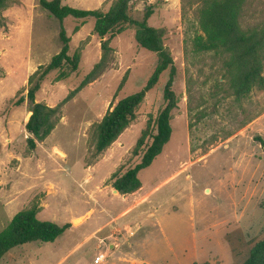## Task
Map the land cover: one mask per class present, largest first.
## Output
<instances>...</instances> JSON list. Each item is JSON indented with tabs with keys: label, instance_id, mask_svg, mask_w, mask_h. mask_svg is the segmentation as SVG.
I'll use <instances>...</instances> for the list:
<instances>
[{
	"label": "rangeland",
	"instance_id": "obj_1",
	"mask_svg": "<svg viewBox=\"0 0 264 264\" xmlns=\"http://www.w3.org/2000/svg\"><path fill=\"white\" fill-rule=\"evenodd\" d=\"M113 1L63 4L106 12ZM149 5L148 25L165 31L178 103L170 140L138 175L141 188L119 195L111 177L140 161L145 146L134 151L163 107L169 70L146 94L135 120L94 157L95 125L145 85L157 56L136 44L133 26L104 37V53L93 19L60 23L39 0H7L0 15V231L32 206L39 220L69 226L51 243L13 248L0 264H93L110 244L116 252L108 264H242L264 238V91L235 99L221 59L192 49L200 0H142L130 17L141 19ZM239 24L263 27L264 0H246ZM60 25L78 66L70 74L65 68L62 80L55 70L41 82L35 102L56 108L58 121L30 151L29 79L60 51ZM144 143H150L147 135ZM117 256L125 261L116 262Z\"/></svg>",
	"mask_w": 264,
	"mask_h": 264
},
{
	"label": "trees",
	"instance_id": "obj_2",
	"mask_svg": "<svg viewBox=\"0 0 264 264\" xmlns=\"http://www.w3.org/2000/svg\"><path fill=\"white\" fill-rule=\"evenodd\" d=\"M64 0H39V6L49 16L60 23L65 18L78 21L93 19V31L102 40L107 35L120 33L126 26H133L136 44L157 56L156 66L138 91L120 100L108 110L94 127V144L92 155L108 149L135 120L146 94L154 88L160 76L169 70L168 80L163 89V107L157 113L152 126L146 129L139 139L134 154L142 146L145 148L140 161L121 175H112V188L119 195L132 194L141 188L139 173L149 167L158 157L171 138L172 112L177 107L178 99L172 89L175 68L170 53L164 47L163 28L148 25L153 14V7L144 9L141 19L130 17L131 8L142 0H114L106 11L83 10L63 4ZM202 9L199 14L197 32L191 39L192 49L198 53L211 52L221 59L224 78L235 99L248 95L253 90L264 91V26L255 30H243L239 17L246 0H200ZM7 0H0V15ZM60 51L54 55L37 77L35 72L29 79L30 88L27 99L31 103L30 116L25 125L28 133L26 139L28 150L36 147V141L46 139L57 124V109L44 103L35 102V95L41 82L52 71L61 70L57 80H62L77 69L79 57L69 54V38L60 25ZM102 49L109 50L108 40H102ZM67 68L68 73L63 70ZM124 81V79H123ZM122 81V83H123ZM121 83V84H122ZM148 136L150 143L145 145ZM262 144V140L258 139ZM38 207L32 206L17 212L8 225L0 231V260L13 248L25 244L40 242L51 243L61 236L69 225H58L47 220H39ZM242 264H264V238L253 244L246 260Z\"/></svg>",
	"mask_w": 264,
	"mask_h": 264
},
{
	"label": "crops",
	"instance_id": "obj_3",
	"mask_svg": "<svg viewBox=\"0 0 264 264\" xmlns=\"http://www.w3.org/2000/svg\"><path fill=\"white\" fill-rule=\"evenodd\" d=\"M128 230H129V228H128ZM110 245H111V246H109L110 249L108 250L107 256H106V258H105V260L103 261L102 264H108V259H109V257L115 255L116 249H115V248L113 249L114 244H113V245L110 244ZM116 245H117V244H115V247H117ZM98 246H99V245H98ZM98 246H97V247H98ZM97 253H98V252H97ZM94 257H95V256H94ZM124 261H125V258H124V257H122V259H121L119 256H117L116 262H124ZM93 264H95L94 261H93Z\"/></svg>",
	"mask_w": 264,
	"mask_h": 264
},
{
	"label": "built area",
	"instance_id": "obj_4",
	"mask_svg": "<svg viewBox=\"0 0 264 264\" xmlns=\"http://www.w3.org/2000/svg\"><path fill=\"white\" fill-rule=\"evenodd\" d=\"M125 231L129 232V230H125ZM107 253H108V250L98 252L96 256L94 257V263L102 264L107 256Z\"/></svg>",
	"mask_w": 264,
	"mask_h": 264
},
{
	"label": "water",
	"instance_id": "obj_5",
	"mask_svg": "<svg viewBox=\"0 0 264 264\" xmlns=\"http://www.w3.org/2000/svg\"><path fill=\"white\" fill-rule=\"evenodd\" d=\"M113 192L117 194V191L115 189L113 190Z\"/></svg>",
	"mask_w": 264,
	"mask_h": 264
}]
</instances>
